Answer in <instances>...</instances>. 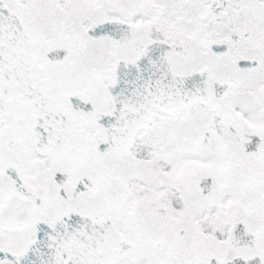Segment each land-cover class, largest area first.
I'll list each match as a JSON object with an SVG mask.
<instances>
[{"label":"snow or ice","instance_id":"1","mask_svg":"<svg viewBox=\"0 0 264 264\" xmlns=\"http://www.w3.org/2000/svg\"><path fill=\"white\" fill-rule=\"evenodd\" d=\"M0 264H264V0H0Z\"/></svg>","mask_w":264,"mask_h":264}]
</instances>
